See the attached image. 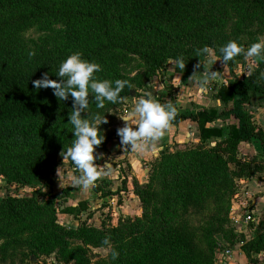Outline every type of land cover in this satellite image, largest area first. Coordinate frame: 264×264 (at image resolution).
<instances>
[{"label": "trees", "instance_id": "obj_1", "mask_svg": "<svg viewBox=\"0 0 264 264\" xmlns=\"http://www.w3.org/2000/svg\"><path fill=\"white\" fill-rule=\"evenodd\" d=\"M71 1L0 0V152L18 154V160L9 158L0 164L6 183L32 185L34 177L54 168L56 153L67 149L64 130L72 99L58 101L51 88L37 90L33 81L46 72L50 79L58 80L61 62L72 53L79 51L84 59L102 65L103 71L97 73L100 79L129 81L118 63L130 64L140 58L147 74L152 75L172 56L183 55L185 50L179 42L189 43L191 52L210 46L219 57V48L230 40L244 45L237 34L228 33L224 27L229 11L242 17L264 18V0H81L91 6L82 10L92 19L93 32L69 36L60 44L35 49L31 59H22L20 31L42 16L71 15ZM75 9L73 16L77 17L80 8ZM263 65L264 61L250 75H235L222 82L213 91L219 104L194 112L178 111L174 123L184 118L195 120L199 140L194 144H163L162 151L150 162L145 181L132 174V191L142 206L140 214L118 212L115 222L105 224L103 219L101 226L82 222L75 229H67L66 238L56 234V244L75 250L78 264H85L79 256L83 249L71 243L103 245L105 237H110L111 249L119 257L113 260L110 251L109 260L95 264H223L217 262V251L206 244L202 233L222 230L223 221L216 211L222 197L232 194L236 178L264 174V127L245 106L251 92L264 94V79L260 78ZM130 93L131 89L125 88L120 95L125 99ZM89 105L96 106L94 101ZM229 115L236 121L224 126L208 124ZM251 140L258 141L262 148L261 161L239 152L240 143ZM126 181L123 175L121 188ZM5 189L0 197V234L12 233L15 223L21 221L37 231L35 224L26 220L29 217L37 222L46 214L36 196H15ZM102 189L100 185L93 188ZM119 189L102 190L101 194ZM69 190L65 187L63 193ZM211 201L217 202L216 207L210 211L204 231L199 232L187 215L206 211ZM86 208L87 198L63 204L61 211L78 217ZM106 217L111 216L107 213ZM252 227V235L239 231L231 240H239L249 259H253L252 253L264 251V216ZM37 233L43 234L42 230Z\"/></svg>", "mask_w": 264, "mask_h": 264}, {"label": "rangeland", "instance_id": "obj_2", "mask_svg": "<svg viewBox=\"0 0 264 264\" xmlns=\"http://www.w3.org/2000/svg\"><path fill=\"white\" fill-rule=\"evenodd\" d=\"M89 7L91 6L88 5L87 2L73 0L71 1V7L69 8L71 15L59 18L42 16L23 28L20 31L21 58L27 60L30 51L60 44L69 36H81V34H86L87 36L91 34L93 32L94 23L82 10ZM75 8H80L77 17L73 16L74 13H77V9ZM224 27L229 31L228 33L231 32L237 34L243 40L245 48L249 47L252 43L257 42L258 37L264 36V18L242 17L236 12L229 11L227 18L224 21ZM178 45H181V48L185 50L183 55L172 56L168 59V63L163 67H160V69L152 75L147 74L146 64L140 58H136V60H133L130 64L118 63L120 71L129 78V81L133 86L129 96L119 104H105V107L102 109L97 108V106L89 105L87 113H82L83 116L86 117L88 115L90 118L99 115L101 118H106L108 121V123L100 125L102 131L101 134H104L106 139L96 150L97 153L104 154V159L98 160L97 163L103 165L109 161L113 167V172L98 180L97 185L102 186L103 191L110 189V187H107L109 184L113 186L110 190L120 188L119 190L105 196L101 194L102 190H92V193H90V191L85 193L81 190V193L85 198L89 195L92 197L87 199L88 208L81 210L78 213V217H76L75 214L64 213L61 211V208L63 207V204L67 202V197H69L70 193V190L66 194L63 193V189L65 187L73 189L71 186L72 177L79 175L78 172L74 171V167L70 162H65L62 165L63 161L60 156L61 150L56 153L55 158L52 160L54 168L43 173L39 178L34 177L32 185L21 184L17 181L6 183V176L0 172V197L5 194V187L8 188L9 193L15 196H30L34 194L36 199L41 203L42 208L46 211V214L44 213L37 222L31 220L29 217L26 219L28 221L27 223L32 222V224H35L34 226L37 227V231L30 230L24 225L25 223H22L21 221L15 223L12 233L0 234V264H78L77 252L75 250H67L64 247L57 245L55 235L57 234L61 238H66L67 229H75L82 222L85 224L101 226L103 219L105 224H110L109 220L112 222L116 221V206L122 204L123 199L128 198L129 192L131 193L132 191V174L130 165L127 161V150H123L120 138L117 135V129L123 126V121L119 116L126 114L132 109L136 99L140 96L147 97L151 95L152 98L159 100L161 103H166L169 100L173 102L175 93L177 94L179 87L177 80L175 81L172 77L179 71V69L175 67L177 58L183 57L185 63H187L184 70L187 72L186 88L185 90H182V92L186 98L194 96V101H192V99L191 101L188 99L186 100L187 105L192 104L194 107L208 106L217 103V100L213 97L212 89L217 90L222 82L230 80L235 75L240 76L242 74H248L257 68L262 62L259 60H245L244 57L241 56L237 57L231 66H227V68L224 69L220 61H217L213 65L211 58L205 56H201L200 58L195 57L196 50L194 49L191 52L193 47L189 43L179 42ZM217 58H219L218 55ZM199 62H201L202 65L206 64L209 68H212L213 71L222 72L220 77L210 84L209 91L211 90V94H208L209 92L207 94L201 92L199 88L196 87L195 83L188 79L194 71V66ZM198 71H203V67ZM260 78L264 79V65L260 70ZM174 102V105L177 107L178 101L175 100ZM245 106L264 127V94L261 92H251L250 99ZM68 117L69 113L66 116L67 126L64 130L67 139L64 143L66 148L71 146L74 138L72 126L68 124ZM234 119L235 118L231 115L227 117V119H222L217 122L226 125L230 120ZM249 142H252V140ZM190 143L194 144L195 142ZM246 145H240L239 152L245 154L246 157L255 155L257 159L261 161L262 157L260 153H257V150H259V144L248 143ZM247 149H256V153L253 151L249 152ZM244 150L247 152H244ZM9 158L18 160V154L15 156L12 153L0 152V164ZM153 158H150L147 161L148 168L150 167V162ZM59 166H62L64 172L63 183L65 186L63 188L59 186V181L56 175V169ZM123 175L127 178V187L121 188L122 184L119 185L117 183L116 185L114 180L116 178H121ZM262 176H264L263 173L261 174L260 179ZM245 187V178L241 177L235 179L232 194H225L222 197L221 206L219 207V210L216 211L218 212L217 215L222 219L221 221H223L222 230L202 233V238L205 240L206 244L214 251H217L215 258L219 263H222L220 255L225 248L238 250L239 246L242 247L239 240L237 241L235 239L236 241L234 240L231 242L232 239L237 237L236 233H239L240 231V233L245 234L246 236L250 235L253 230L252 225L257 222L256 218L264 216V211L257 214L250 211L249 208L253 203L249 196L254 194V191H247ZM98 196L104 197L102 199H97ZM135 196L136 197L134 198H136V201L129 206V209L133 214L131 216L140 214L142 211L140 200L136 194ZM216 203V201H211V204L206 211L198 214L190 213L187 215L188 221L197 227L199 232L204 231L203 227L208 222L210 211L216 207ZM247 210L251 212V218L246 222L243 219ZM107 213L110 214V218L106 217ZM234 217L239 220L235 221ZM39 230H42V235L37 233ZM71 244L82 246L83 250H80L79 252V256H83L81 258V263H101V260H109L110 258L111 250L106 245L85 244L77 241H74Z\"/></svg>", "mask_w": 264, "mask_h": 264}, {"label": "clouds", "instance_id": "obj_3", "mask_svg": "<svg viewBox=\"0 0 264 264\" xmlns=\"http://www.w3.org/2000/svg\"><path fill=\"white\" fill-rule=\"evenodd\" d=\"M219 53L220 57L217 58L216 50L205 45L196 50V57L211 58L213 65L220 61L224 69L230 61L240 56L245 60L264 61V36L258 37L257 42L247 48L235 40H230L219 48ZM34 55L35 51H30L29 59ZM186 64L183 57H179L175 67L183 73ZM201 67L203 71H198ZM102 71V65L84 59L83 54L76 51L61 62L56 74L58 80L50 79L49 73L46 72L40 79L33 81L37 90L51 88L58 101H67L69 97L72 99L68 124L72 126L74 138L71 146L66 150L63 148L60 156L62 165L70 162L74 171L79 173L78 176L72 177L71 186L85 193L95 188L97 181L110 175L113 169L109 161L103 165L97 163L98 160L104 159V154L97 153L96 150L106 139L105 135L101 134L100 125L108 123L107 119L99 115L85 117L82 113H87L89 104L93 101L100 109L105 107L106 101L112 104L121 103L124 98L120 93L125 88H133L126 79H100L97 73ZM221 73L199 62L188 79L192 80L201 92L207 94L210 84L216 81ZM217 103L220 101L217 100ZM178 114V109L171 100L161 103L151 95L138 97L132 109L119 116L123 126L117 129V135L123 150L157 156L162 151L161 141L173 129ZM56 175L59 186L63 188L65 185L62 166L57 167ZM102 243L111 249L110 237H105ZM111 257L113 260L118 259L119 253L111 249Z\"/></svg>", "mask_w": 264, "mask_h": 264}, {"label": "crops", "instance_id": "obj_4", "mask_svg": "<svg viewBox=\"0 0 264 264\" xmlns=\"http://www.w3.org/2000/svg\"><path fill=\"white\" fill-rule=\"evenodd\" d=\"M168 66L170 67L169 64H168ZM172 77L174 78L175 81L177 80L178 85H179L177 94L175 93V97L173 100V104H175V102H174L175 100L178 101V103H177L178 111L179 112H183V111L194 112L199 107H202V106H198V107L195 106L194 107V105H192V104H189V105L186 104L187 99L189 101H191V99H192V101H194L193 100L194 96H189V98H186L182 92V90H185V88H186L185 84H186V80H187V72L184 71L182 73V72L178 71V72H176V75H173ZM174 80H172V81H174ZM177 82H174V83H177ZM212 91H215V89H212ZM176 95H177V97H176ZM208 96H210V95H208ZM205 106H207V105H205ZM229 116H231V115H229ZM229 116H227V117H229ZM227 117H225L224 119H227ZM221 120H222V118H218L214 122L208 123V124L209 125L210 124L224 125V123L217 122V121H221ZM233 121H236V118L234 120H230V122H233ZM198 140H199V133H198V128H197V122L195 120L190 119V118H184V119L178 121L177 123H174L173 129L165 135V137L161 141V144L163 146V144H165V143H172L174 141L181 143V142H197ZM248 143L259 144L258 141L252 140V142H249V141L241 142L240 145H246ZM247 150H249V152L253 151L256 153V149L255 150L247 149ZM261 151H262V148L259 144V150H257V153H261ZM244 152H247V151L244 150ZM126 156H127V161L131 167V174H134L139 179L140 182L145 181L147 179V171H148L147 161L150 158H153L154 156L149 154V153L140 154V153H136V152H133L130 150L126 151ZM120 180H121V178H116L114 180L116 182V185H117V183L119 185L122 184V183H120ZM245 186H246L245 188L247 191H254V194H251L249 196V198L251 199V201L253 203V204H251V206L249 208L250 211H252L254 214L263 212L264 211V176H262L261 179H260V177H258V178L257 177L245 178ZM107 187L108 188L110 187V189H111L113 186L111 184H109V186L107 185ZM125 187H127V186L125 185ZM92 190L93 189L90 190V193H92ZM69 192H70L69 197H67L68 200L65 204H75L79 199H85V196L82 195L81 190L78 188L73 187V189H70ZM95 194H97V193H95ZM130 195H132V196H130ZM90 197H92V196L89 195L86 198L88 199ZM103 197L104 196H102V197L98 196L97 199H100V198L102 199ZM134 197H136L135 194L132 191H131V193L129 192L128 198H124L123 203L116 206V210H117V208L119 209V211L117 210V213L123 212L125 214L133 215L129 209V206L131 203H134L136 201V198H134ZM137 202H138V200H137ZM258 218L259 217L256 218L257 221H258ZM250 235H252V233ZM250 235H247V236H250ZM251 257H253V259H249V255H247L245 250H243V248L241 246H239L238 250L233 249L232 258L226 260L224 258V255H222L221 256V260H222L221 262L223 264H264V251H258V252L252 253Z\"/></svg>", "mask_w": 264, "mask_h": 264}, {"label": "built area", "instance_id": "obj_5", "mask_svg": "<svg viewBox=\"0 0 264 264\" xmlns=\"http://www.w3.org/2000/svg\"><path fill=\"white\" fill-rule=\"evenodd\" d=\"M249 218H251V212L249 210H247L246 213L244 214V219L243 220H245L247 222ZM234 220L238 221L239 219L234 217ZM221 254L224 255V258L226 260L230 259V258H232V255H233V249L232 248H225L221 252ZM222 255H220V258H221Z\"/></svg>", "mask_w": 264, "mask_h": 264}, {"label": "water", "instance_id": "obj_6", "mask_svg": "<svg viewBox=\"0 0 264 264\" xmlns=\"http://www.w3.org/2000/svg\"><path fill=\"white\" fill-rule=\"evenodd\" d=\"M208 94H211V90L209 91V93ZM117 210L119 211V209L117 208Z\"/></svg>", "mask_w": 264, "mask_h": 264}]
</instances>
